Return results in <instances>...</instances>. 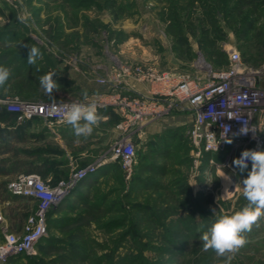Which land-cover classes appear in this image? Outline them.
I'll use <instances>...</instances> for the list:
<instances>
[{"label": "rangeland", "instance_id": "374dc122", "mask_svg": "<svg viewBox=\"0 0 264 264\" xmlns=\"http://www.w3.org/2000/svg\"><path fill=\"white\" fill-rule=\"evenodd\" d=\"M186 4H191L188 11L180 12ZM171 8L179 21L173 19ZM244 10H252L246 17L254 21V32L239 36L234 31L244 19L232 16L225 21L220 16L222 33L217 35L216 49L209 51L228 55L239 51L242 63L260 72L264 0L246 2ZM204 27L211 26L195 0H18L16 8L0 0V66L12 72L0 88V99L90 102L84 100L81 87L103 77L102 69L96 68L99 65L111 69L120 64L151 65L204 78L208 70L229 65L228 57L215 54L210 58L201 49ZM26 45L43 53L34 65L27 63ZM52 57L56 62H49ZM50 71L56 73L53 79L60 85L52 96L39 84V78ZM258 81L264 88V72ZM5 124L13 128L12 119ZM186 127L178 137H167L163 151L160 143L152 150L139 146L130 179L118 163L105 164L103 171L81 183L51 211L54 214L36 254L11 258L5 264H119L122 259L120 264H225L226 257L203 250L199 237L219 216L246 205L242 182L251 167L232 175L230 184L204 161L195 172ZM21 139L17 130L0 129V242L4 233H21L34 207L6 191L11 180L28 174L21 162L41 164L44 174L40 177L48 185L70 175L65 167L70 161L66 154L72 150L70 144L64 150L48 139ZM116 139V135L101 137L98 144L104 146L96 157L78 161L73 169L107 158ZM226 184L230 191L224 193ZM245 236L248 243L231 264H264V218ZM74 250L83 251L84 257L72 256Z\"/></svg>", "mask_w": 264, "mask_h": 264}, {"label": "built area", "instance_id": "2783aa9c", "mask_svg": "<svg viewBox=\"0 0 264 264\" xmlns=\"http://www.w3.org/2000/svg\"><path fill=\"white\" fill-rule=\"evenodd\" d=\"M3 1L13 8L18 3V0ZM262 58L264 61V52ZM228 61L226 69L208 70L204 78L132 63L120 64L106 78L99 79V84L124 87L131 92L110 99V105L120 117L114 127L117 139L111 154L94 164L73 169L68 178L55 185H48L38 174H21L11 180L6 186L8 194L26 199L34 207L20 234L4 233L0 242V264L11 258L35 255L46 233L49 212L63 204L81 183L108 162L118 163L125 178L130 179L137 162L135 139L143 138L148 123L165 118L173 111L187 112L190 116L186 135L195 172L204 161L210 167L214 166L219 176V173L236 175L240 169L232 161L242 151H264V88L258 81L264 72V63L262 72L255 71L242 63L236 50L229 53ZM130 81L149 86L148 96L132 92ZM73 103L77 102L34 103L16 97L0 99V105L14 117L15 127L33 121L50 126L67 124L63 121L64 106ZM244 123L255 132L241 134ZM225 127L229 129L228 137L233 140L231 144L222 140ZM250 166L251 161H248Z\"/></svg>", "mask_w": 264, "mask_h": 264}, {"label": "clouds", "instance_id": "9594fccd", "mask_svg": "<svg viewBox=\"0 0 264 264\" xmlns=\"http://www.w3.org/2000/svg\"><path fill=\"white\" fill-rule=\"evenodd\" d=\"M21 22L23 17H18ZM29 49L27 63L34 65L38 58H42L43 53L36 46L26 45ZM11 69L5 66H0V88H3L11 77ZM55 72H48L39 78V84L44 89L47 95L52 96L54 90L59 91V84L53 77ZM85 101L89 100L87 91L82 93ZM63 121L70 125L75 136H83L87 138L93 132L94 126H98L103 119L98 112L94 102L73 103L65 105ZM229 129L225 127L221 133L223 141L231 144V137H228ZM249 131L255 130L249 128L247 124H243L240 133L247 135ZM219 146V145H218ZM217 146V151H218ZM248 161H251V170L247 177L243 180L242 194L247 203L240 210L231 215H221L212 224V226L203 232L199 239L202 241L204 251L212 250L219 257H226L225 264H231L240 249L247 243L245 233L250 232L254 224L258 220L264 218V151L244 150L238 158L232 161V164L244 171L248 168ZM228 184L231 183V176L225 174L222 177ZM227 184L224 188V193L229 192Z\"/></svg>", "mask_w": 264, "mask_h": 264}, {"label": "crops", "instance_id": "0c3cea01", "mask_svg": "<svg viewBox=\"0 0 264 264\" xmlns=\"http://www.w3.org/2000/svg\"><path fill=\"white\" fill-rule=\"evenodd\" d=\"M233 43L234 41H231L230 46H232ZM49 62H56V60L52 57L50 58ZM100 67V65L96 66L98 70L102 69L103 71V77L100 79H103L108 73L116 69H111V67L106 66L102 68ZM97 78L99 79V77ZM95 82L98 85L94 82H90L81 87L83 91H87L89 97L88 101L94 102L96 104L98 114L103 117L99 125L94 126L92 134L87 138L83 136H75L72 127L68 124L50 126L42 121L30 122L21 128L15 129V127L10 128L8 125L5 124L6 121H2L0 119V129L17 130L19 138L23 139L19 140L21 142H26L29 137H32L36 138L37 141H40L41 139H48L49 142L58 144L61 149L65 148L64 145L70 144L72 150L66 152V154L70 157L68 158V160L70 159V161L65 165V167L68 168L69 172H71L74 166L79 164L77 163L78 161H90L96 157L97 151L104 146H102V144H98V141L101 137H107L108 135H112L114 137V135L117 134L114 127L118 123L116 121L120 120V117L118 116L117 111L110 105V99L114 95H124L131 93L128 92V89L124 87H112L107 84H99L97 81ZM129 86L130 89H132V92H135L139 95L148 96L149 94V86L147 85L140 84L135 81H130ZM2 109L4 108L1 107L0 112ZM187 125H190L189 114L187 112L173 111L171 115L165 118L148 123L144 127L143 138L135 139V142L138 147L143 145V148L147 150H152L155 146L160 143V147L163 151L167 137L169 135H176V137H178L179 133L185 128H187ZM77 146H81L82 149L74 150L73 148ZM162 151H158L159 154H161ZM37 152L40 153L41 150L39 149L37 150ZM52 152L56 153V151L53 150L51 151V153ZM20 164L21 167L24 168V170H29V172L27 171L28 174H38L41 176L40 173H43V170L41 169V164H26L22 162ZM83 164L84 162H82L81 165ZM103 170L104 167H102L94 176H97L98 173Z\"/></svg>", "mask_w": 264, "mask_h": 264}, {"label": "trees", "instance_id": "16d2710c", "mask_svg": "<svg viewBox=\"0 0 264 264\" xmlns=\"http://www.w3.org/2000/svg\"><path fill=\"white\" fill-rule=\"evenodd\" d=\"M250 1H252V0H211V1L195 0V2H198L201 4V10H203V16L205 17L206 23L210 24V26H211L210 27L211 29L206 28V27H204V29H202L203 37L201 38V41H200L201 49H203V50L205 49V51L207 52V54L210 58H214L215 54L216 55H224V56L228 57V54L225 53L224 51H217V50L214 51L213 50L212 53H210V51H209L210 49H213V47L215 48V44L218 41V39H216L217 35L218 34L220 35V33H222V27L220 25V18H219L220 16L223 17V19L225 21L229 20L230 17H232V16H239V18L241 20L244 19L240 23L239 29L234 31V32H236L237 35L241 34V35H244V37H245L247 35L250 36V33L254 32V29H255V27L253 25L254 21H250L246 17L247 15H249L251 13L252 10H249V11L244 10V6L246 5V2L249 3ZM190 5L191 4H188V5L186 4V6L184 8H180L179 9L180 12L181 11H183V12L188 11L187 7H189ZM169 11H170L171 15L173 16V19L179 21L177 11L173 10V8H171ZM232 30H233V28H232ZM251 46L256 47L255 45H251ZM224 69H226V68L219 69V70H224ZM0 119L2 121H6L7 119H12L13 127H15L14 117L9 115L4 109H2L0 112ZM116 122H118V120ZM28 123H30V122H28ZM28 123H26L24 125H27ZM24 125L17 126V127H15V129L21 128ZM172 138H176V135H172ZM164 143H165V140H164ZM16 198H18V197H16ZM53 214L54 213L49 212L48 217H47V221L52 217ZM72 254H73L72 256H74V257H80V258L84 257L83 251L76 252L74 250V251H72ZM122 260H120V262H123ZM120 262H119V264H120Z\"/></svg>", "mask_w": 264, "mask_h": 264}]
</instances>
